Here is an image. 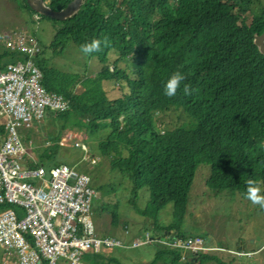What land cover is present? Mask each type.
<instances>
[{
  "label": "trees",
  "instance_id": "trees-1",
  "mask_svg": "<svg viewBox=\"0 0 264 264\" xmlns=\"http://www.w3.org/2000/svg\"><path fill=\"white\" fill-rule=\"evenodd\" d=\"M70 1L44 0V4L60 11ZM245 2L84 0L76 14L55 21L33 12L25 0H17L27 23L35 15L37 21L51 22L52 40L33 60L43 88L69 102L67 111L48 113L39 125L41 129L51 124L54 130L45 131L44 143L49 144L34 154L35 166L50 169L68 163L58 160V141L65 130L84 132L90 143L96 134L106 132L96 142L97 156L127 179L133 197L142 189L148 191L145 207L136 211L151 219L156 238L172 230L177 238H186L180 225L201 163L209 166L205 185L211 191L228 190L245 199L247 181L255 179L264 194V56L253 43L254 36L264 32V10L246 23ZM105 38L107 47L86 55L100 65L94 75L63 72L48 64L47 54L60 55L67 43L81 52L82 44ZM26 59L4 50L0 70ZM176 71L186 79L176 95L168 97L164 84ZM110 81L123 86L120 97L107 96L103 84ZM184 84L190 85L191 95L184 94ZM78 85L80 92L75 91ZM170 109L181 111L186 121L161 132L155 117ZM169 203L173 221L159 224L158 213ZM101 209L115 226L117 205ZM162 245L147 264H227L216 250L183 258L181 249ZM89 258L94 259L91 264H98L103 256H84Z\"/></svg>",
  "mask_w": 264,
  "mask_h": 264
},
{
  "label": "rangeland",
  "instance_id": "rangeland-1",
  "mask_svg": "<svg viewBox=\"0 0 264 264\" xmlns=\"http://www.w3.org/2000/svg\"><path fill=\"white\" fill-rule=\"evenodd\" d=\"M16 1L0 0V55L6 50L3 45L12 32L29 30L35 36L40 49L42 46L46 47L53 37L51 22L37 21L35 16H32V22L27 23V14L18 8ZM245 1L242 5L245 7L242 17L246 23H249L252 15L264 10V0ZM47 57L50 66L63 72L94 75L100 69L95 59H89L72 43H67L66 49L60 55L48 53ZM109 70L111 71L112 67ZM103 89L110 98L120 97L124 93L123 86L112 81L105 82ZM75 91H82V87L76 86ZM155 119L161 132L186 121L181 111L173 109L158 114ZM38 125L28 129L23 136L31 139L30 155L35 160L34 154H40L42 147L49 144V142L44 143L45 131L49 133L54 130L51 124H45L41 129ZM105 135L106 132H99L94 137L95 141L92 140L90 143L84 132L65 130L58 141L61 147L58 160L68 162L62 165L67 164L66 166L75 171L87 175L92 188L104 187L102 191H96L97 198L93 203L94 208L92 207L95 233L122 243L118 241L122 247L104 248L88 255H102L103 258L98 260V264H147L152 260L155 249L160 248V244L167 245L175 239H182L177 238L174 230L164 233L160 238L154 236L151 219L143 218L136 211L145 207L149 199L148 191L142 189L138 191L136 197H133L127 179L111 171L108 161L97 156L96 142L99 137ZM82 143L85 145L86 153L75 146ZM87 158H95L96 162L90 164L85 160ZM27 164H31V159ZM208 174V164H199L188 194L186 214L180 225L181 232L186 236L185 239L200 238L204 242L202 244L206 249L205 253H209V248H212L219 252V259L227 264H264V210L252 205L237 193L228 190L221 192L209 190L205 185ZM113 205H117L118 215L115 226L111 224L110 214L101 209L107 207L110 210ZM172 211L170 203L163 207L158 213L159 224L171 223ZM84 260V264H91L94 259Z\"/></svg>",
  "mask_w": 264,
  "mask_h": 264
},
{
  "label": "built area",
  "instance_id": "built-area-1",
  "mask_svg": "<svg viewBox=\"0 0 264 264\" xmlns=\"http://www.w3.org/2000/svg\"><path fill=\"white\" fill-rule=\"evenodd\" d=\"M3 46L27 59L0 70V207L7 206L0 210L1 264H84L89 253L122 247L119 240L121 244L95 233L92 207L97 193L87 175L62 164L35 166L32 141L23 137L25 132L48 113L67 111L69 102L43 88L33 60L41 49L29 30L10 33ZM75 146L86 153L83 143ZM202 243L187 238L167 245L186 256L205 253Z\"/></svg>",
  "mask_w": 264,
  "mask_h": 264
},
{
  "label": "clouds",
  "instance_id": "clouds-1",
  "mask_svg": "<svg viewBox=\"0 0 264 264\" xmlns=\"http://www.w3.org/2000/svg\"><path fill=\"white\" fill-rule=\"evenodd\" d=\"M103 47L109 45L107 38L92 39L90 42L81 45V52L85 55H91L95 52H99ZM186 79L185 75L180 71H176L170 75L164 84V94L168 97L176 95L178 89H180L182 82ZM190 85L184 84L183 92L185 95H191ZM43 122V121H42ZM262 193L261 182L255 179H249L247 181V187L245 192V198L251 202L252 205H257L261 210H264V194ZM205 254V253H202Z\"/></svg>",
  "mask_w": 264,
  "mask_h": 264
},
{
  "label": "water",
  "instance_id": "water-1",
  "mask_svg": "<svg viewBox=\"0 0 264 264\" xmlns=\"http://www.w3.org/2000/svg\"><path fill=\"white\" fill-rule=\"evenodd\" d=\"M25 1L32 11L55 21H64L78 12L84 0H71L60 11H52L44 4V0ZM253 43L257 47L258 52L264 56V32L261 35H255Z\"/></svg>",
  "mask_w": 264,
  "mask_h": 264
},
{
  "label": "crops",
  "instance_id": "crops-1",
  "mask_svg": "<svg viewBox=\"0 0 264 264\" xmlns=\"http://www.w3.org/2000/svg\"><path fill=\"white\" fill-rule=\"evenodd\" d=\"M106 94H107V92H106ZM117 97H119V96H116V97H114V98H117ZM110 98V97H109ZM114 98H110V99H114ZM42 124V122L39 124V125H41ZM38 125V126H39ZM37 127V126H36ZM35 131H36V129H35ZM1 259H2V256H1V252H0V263H1Z\"/></svg>",
  "mask_w": 264,
  "mask_h": 264
},
{
  "label": "bare ground",
  "instance_id": "bare-ground-1",
  "mask_svg": "<svg viewBox=\"0 0 264 264\" xmlns=\"http://www.w3.org/2000/svg\"><path fill=\"white\" fill-rule=\"evenodd\" d=\"M27 4V3H26ZM34 12V11H33ZM36 13V12H35ZM38 14V13H37ZM40 15V14H39ZM35 19L38 20V16L35 15ZM63 113V112H62ZM2 129V127H0Z\"/></svg>",
  "mask_w": 264,
  "mask_h": 264
}]
</instances>
